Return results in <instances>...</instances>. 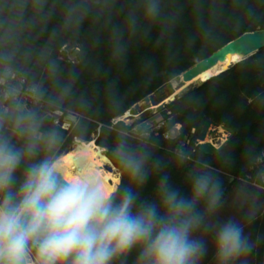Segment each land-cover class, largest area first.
Returning <instances> with one entry per match:
<instances>
[{"label":"trees","instance_id":"16d2710c","mask_svg":"<svg viewBox=\"0 0 264 264\" xmlns=\"http://www.w3.org/2000/svg\"><path fill=\"white\" fill-rule=\"evenodd\" d=\"M145 2L0 0V70L18 71L39 88L44 112H30L40 121V133L55 129L61 137L51 153L41 142L35 159L50 155L58 160L75 139L95 142L120 172L118 188L132 187L141 200H150L165 176L178 181L174 188L188 196L192 177L208 172L219 180L222 196L206 225L234 191L251 196V212L259 210L241 223L253 246L248 264H264V190L253 185L264 174V163H255L264 152V49L166 105L162 129L145 137L133 133L135 125L114 124L227 43L264 30V0H160L155 18L145 16ZM8 105L0 135L21 147L24 140L15 134L13 120L25 113ZM55 109L79 119L63 130L45 120L46 112ZM207 120L214 128L234 131L214 156L204 155L198 145ZM176 124L179 136L165 139ZM118 138L151 154L143 185L133 183L113 155ZM23 168L16 174L17 187ZM136 259L133 250L115 264H136ZM204 264H216L214 252Z\"/></svg>","mask_w":264,"mask_h":264},{"label":"clouds","instance_id":"9594fccd","mask_svg":"<svg viewBox=\"0 0 264 264\" xmlns=\"http://www.w3.org/2000/svg\"><path fill=\"white\" fill-rule=\"evenodd\" d=\"M160 11V0H146L147 18ZM31 92L39 98L37 86ZM13 127L24 143L17 147L0 135V264H115L133 250L136 264H201L207 256L206 242L196 234L222 196L210 173L192 177L188 196L162 177L153 199L141 200L132 187H106L86 174L65 177L50 155L36 160L41 142L51 153L61 137L55 129L40 133L33 113L16 116ZM113 155L133 183L146 182L147 150L118 138ZM252 247L243 225L232 219L215 230L216 264H235Z\"/></svg>","mask_w":264,"mask_h":264},{"label":"water","instance_id":"95a60500","mask_svg":"<svg viewBox=\"0 0 264 264\" xmlns=\"http://www.w3.org/2000/svg\"><path fill=\"white\" fill-rule=\"evenodd\" d=\"M262 49H264V30L245 33L237 39L227 43L225 46L214 52L211 56L198 62L187 71H185L181 76L177 77L173 81L176 83V85H174L173 82L169 83L163 89L146 98L144 100V103L150 109L160 108L164 105H168L169 103L180 99L185 93L189 92L191 88L202 87L207 81H198L195 84L189 86H186V83L192 82L200 74L211 69L219 62H224L229 57L237 56L239 60L236 64H238L249 59ZM228 69L229 68H227L225 71H227ZM212 127V121L207 120L198 134L200 151L206 156H214L220 153L228 144L231 137L234 135L233 130H230L226 127H221L223 131L229 134V138L223 144L215 146L214 144L207 142V137ZM104 165L107 166V163H104Z\"/></svg>","mask_w":264,"mask_h":264},{"label":"rangeland","instance_id":"374dc122","mask_svg":"<svg viewBox=\"0 0 264 264\" xmlns=\"http://www.w3.org/2000/svg\"><path fill=\"white\" fill-rule=\"evenodd\" d=\"M236 63L230 65L229 68L234 66ZM165 106L166 105L160 108L150 109L143 101L138 105H136L135 107H133L131 111L126 113L124 116H122L121 120L123 123H125L128 126L135 125L133 129V133L135 134L137 133L138 135H142L146 137L148 133L153 131L156 124L160 122L161 114L165 110ZM228 138H229V134L227 132L223 131L221 128L212 127L208 134L207 142H210L215 146H219L223 144ZM75 142L76 141L73 142L68 152L74 149ZM257 148L258 147H256L255 149ZM105 153L106 151L104 149V153H103L104 156H106ZM104 169L107 172L111 173L114 177H117L119 181H121L120 172L116 168H114L112 164L109 163L107 166H104ZM169 183L172 185V187H175L179 184L178 181L172 179H169ZM154 194L151 197V199H153ZM248 197L252 199V197L249 195L243 194L242 192L234 191L229 196L226 203L221 207V210H219L215 214V216L209 221V223H207V225L196 234L197 236L205 240L206 245L208 247V254L206 257L203 258L201 264L206 263L208 257L214 252L213 237L215 230L219 226V224L229 219H232L241 224L245 219L249 221L250 218L258 212L259 206H257L255 210L253 209L251 212V208H253L252 203L254 202L252 201L251 203V201L248 200ZM209 233L211 234V236H209L210 235ZM235 264H248V253L242 256L239 260H237Z\"/></svg>","mask_w":264,"mask_h":264},{"label":"built area","instance_id":"2783aa9c","mask_svg":"<svg viewBox=\"0 0 264 264\" xmlns=\"http://www.w3.org/2000/svg\"><path fill=\"white\" fill-rule=\"evenodd\" d=\"M32 88L33 85L28 82L22 73L11 68L0 70V118L3 114L8 113L9 103H14L17 110L23 113L30 112L33 109L44 112V102L33 95L31 92ZM78 119V114L62 109L51 110L45 114V120L52 122L55 126L61 127L63 130H69ZM120 121L122 122L121 118L116 119L114 124ZM164 126V122H159L153 130H160ZM180 131L181 125L176 124L164 137L165 139H174L179 136ZM198 145H200L199 141ZM255 163L256 165L264 163V152L256 159ZM253 185L264 190V174L261 175L260 179L255 180Z\"/></svg>","mask_w":264,"mask_h":264},{"label":"bare ground","instance_id":"6f19581e","mask_svg":"<svg viewBox=\"0 0 264 264\" xmlns=\"http://www.w3.org/2000/svg\"><path fill=\"white\" fill-rule=\"evenodd\" d=\"M237 56L227 58L224 62H219L211 69L200 74L192 82L186 83V86L193 85L198 81H208L209 79L219 75L233 63L238 62ZM174 85L176 83L174 82ZM104 149L98 147L94 142H82L76 140L75 147L72 151L61 156L57 161L60 165L61 173L68 178L75 177L80 174H86L89 177L99 180L106 187L119 185V179L104 169V163L109 164Z\"/></svg>","mask_w":264,"mask_h":264}]
</instances>
